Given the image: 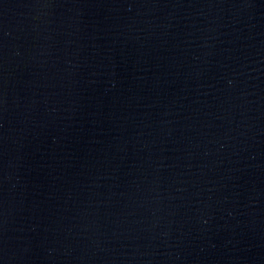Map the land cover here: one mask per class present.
Here are the masks:
<instances>
[{
  "label": "water",
  "instance_id": "1",
  "mask_svg": "<svg viewBox=\"0 0 264 264\" xmlns=\"http://www.w3.org/2000/svg\"><path fill=\"white\" fill-rule=\"evenodd\" d=\"M0 264H264V0H0Z\"/></svg>",
  "mask_w": 264,
  "mask_h": 264
}]
</instances>
